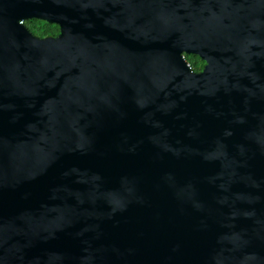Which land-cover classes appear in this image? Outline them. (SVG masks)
Returning <instances> with one entry per match:
<instances>
[{"label": "water", "instance_id": "obj_1", "mask_svg": "<svg viewBox=\"0 0 264 264\" xmlns=\"http://www.w3.org/2000/svg\"><path fill=\"white\" fill-rule=\"evenodd\" d=\"M0 264H264V0H0Z\"/></svg>", "mask_w": 264, "mask_h": 264}, {"label": "trees", "instance_id": "obj_2", "mask_svg": "<svg viewBox=\"0 0 264 264\" xmlns=\"http://www.w3.org/2000/svg\"><path fill=\"white\" fill-rule=\"evenodd\" d=\"M27 29L38 37H47L58 33V27L55 24H48L40 20H30L24 22ZM185 59L190 64L192 69H201L200 59L193 55H185Z\"/></svg>", "mask_w": 264, "mask_h": 264}, {"label": "flooded vegetation", "instance_id": "obj_3", "mask_svg": "<svg viewBox=\"0 0 264 264\" xmlns=\"http://www.w3.org/2000/svg\"><path fill=\"white\" fill-rule=\"evenodd\" d=\"M58 32H59V29H58ZM57 34L58 33H56L55 35H51L52 37H55V36H57ZM201 61V60H200ZM202 63H200L199 65H201V69H192L193 71H195V72H200L202 69H203V66H204V62L203 61H201Z\"/></svg>", "mask_w": 264, "mask_h": 264}]
</instances>
